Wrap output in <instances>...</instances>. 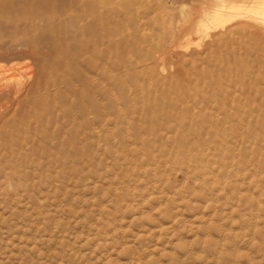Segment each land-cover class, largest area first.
<instances>
[{
    "label": "rangeland",
    "instance_id": "rangeland-1",
    "mask_svg": "<svg viewBox=\"0 0 264 264\" xmlns=\"http://www.w3.org/2000/svg\"><path fill=\"white\" fill-rule=\"evenodd\" d=\"M159 1L98 111L76 9L0 0V264H264V14Z\"/></svg>",
    "mask_w": 264,
    "mask_h": 264
},
{
    "label": "bare ground",
    "instance_id": "bare-ground-1",
    "mask_svg": "<svg viewBox=\"0 0 264 264\" xmlns=\"http://www.w3.org/2000/svg\"><path fill=\"white\" fill-rule=\"evenodd\" d=\"M159 2V0H60L62 10L70 7L76 9L72 48L66 42L56 51L61 57V69L66 70L70 65L80 71L82 85L92 94L91 100L95 110L99 111L101 106L100 101L96 100L97 93L105 101L112 97L108 85L112 80L109 70L111 64L121 65L120 57L124 55L125 42L131 43L136 40L134 36L144 39L142 20L145 8L151 3L159 5ZM259 2L258 0H212L210 4L214 6L212 8L216 10V14L212 19L208 17L211 19V21L208 19L211 30L217 31L238 21L261 26L258 17L264 14V6H260ZM165 5L163 1L161 6ZM202 8L205 11L207 7L202 6ZM52 16L54 17V13ZM150 19L153 20V17ZM129 31L132 33L130 34ZM32 51L39 52L33 46ZM51 81L53 83L62 81L69 88H74L69 83L68 77L58 73L52 76ZM83 112H86L85 109Z\"/></svg>",
    "mask_w": 264,
    "mask_h": 264
}]
</instances>
